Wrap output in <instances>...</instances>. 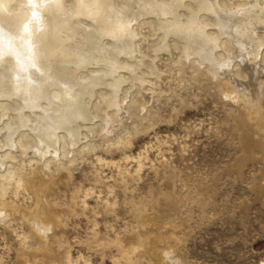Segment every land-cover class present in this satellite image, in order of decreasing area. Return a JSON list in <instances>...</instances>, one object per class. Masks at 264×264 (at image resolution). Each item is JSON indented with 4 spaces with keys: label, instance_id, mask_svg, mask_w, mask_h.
<instances>
[{
    "label": "bare ground",
    "instance_id": "1",
    "mask_svg": "<svg viewBox=\"0 0 264 264\" xmlns=\"http://www.w3.org/2000/svg\"><path fill=\"white\" fill-rule=\"evenodd\" d=\"M187 65L221 77L243 106L234 119L244 155L264 158V0H0V224L26 220L38 241L21 264H59L53 185L69 182L94 133L124 143L108 136L129 108L142 114L170 91L174 69L183 85ZM21 190L32 210L8 198ZM161 261L186 264L173 251Z\"/></svg>",
    "mask_w": 264,
    "mask_h": 264
},
{
    "label": "rangeland",
    "instance_id": "2",
    "mask_svg": "<svg viewBox=\"0 0 264 264\" xmlns=\"http://www.w3.org/2000/svg\"><path fill=\"white\" fill-rule=\"evenodd\" d=\"M142 31L146 51L152 38ZM168 54L156 62L160 71ZM184 71L183 85L174 69L170 91L142 114L129 108L108 136L124 143L94 133L69 182L53 185L59 264H163L165 251L186 264H264V158L259 149L243 153L234 119L243 106L225 97L221 77ZM8 198L34 208L28 191ZM22 220L0 224V264H21L38 247Z\"/></svg>",
    "mask_w": 264,
    "mask_h": 264
}]
</instances>
